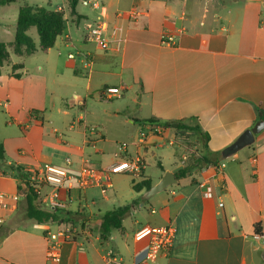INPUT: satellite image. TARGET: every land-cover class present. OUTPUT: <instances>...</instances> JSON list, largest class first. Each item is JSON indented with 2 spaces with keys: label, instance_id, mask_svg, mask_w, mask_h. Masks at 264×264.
<instances>
[{
  "label": "crops",
  "instance_id": "1",
  "mask_svg": "<svg viewBox=\"0 0 264 264\" xmlns=\"http://www.w3.org/2000/svg\"><path fill=\"white\" fill-rule=\"evenodd\" d=\"M228 3L79 0V18L65 21L53 48L41 52L43 69L30 72L11 62L8 72L1 71L0 143L6 165L24 169L48 164L76 176L83 165L105 168L137 157L140 174L129 178L121 206L146 191L134 192L132 182L149 179L152 186L166 171L188 164L186 145L165 125L181 120H195L208 135L204 148L186 131L208 164L136 206L130 215L133 229L122 224L102 241L96 230L75 228V238L60 243L57 262L47 260L45 236L66 225L28 219L24 199L0 228V264H107L105 256L114 253L122 264H264V248L253 238L264 223V132L219 168L221 152L264 120V0ZM92 10L94 24L100 18L120 31L119 48L112 45L105 51L87 39L90 28L85 30L84 23L91 20ZM131 10L138 15L128 17ZM14 29L4 43L13 42ZM162 35L172 36L173 44H162ZM14 64L23 66L14 72L20 74L17 79L12 76ZM105 87L120 88L121 96L103 99ZM149 119L158 123L142 122ZM122 145L125 149L120 150ZM91 150L101 156L100 162H89ZM152 166L159 176L147 173ZM202 181L212 188L210 198L198 187ZM110 184L117 198L111 179ZM96 190L107 203V194L97 187L58 190L64 210L76 214L72 227L84 222L97 227L109 211L94 200ZM0 192L20 193L13 172L0 169ZM166 225L175 228L173 246L147 260L148 239L136 241L135 233Z\"/></svg>",
  "mask_w": 264,
  "mask_h": 264
},
{
  "label": "built area",
  "instance_id": "2",
  "mask_svg": "<svg viewBox=\"0 0 264 264\" xmlns=\"http://www.w3.org/2000/svg\"><path fill=\"white\" fill-rule=\"evenodd\" d=\"M93 7L97 8L95 4ZM123 13H118V17H122ZM138 15L135 10L127 13V16L134 18ZM108 31L107 36L104 33ZM119 30L108 23L102 22L100 18L88 31L87 39L95 42L101 49L108 51L112 45L119 48L123 42V38L119 34ZM161 43L166 46L173 44V37L170 35H162ZM68 58H73L68 55ZM121 96V89L118 87H105L100 92V97L103 99H112ZM156 130V129H155ZM157 131V130H156ZM120 150L125 149V145L119 146ZM137 157L131 160L121 159L105 168H93L88 165H83L79 168L76 176L68 172L66 168H58L48 164H40L32 167L24 168V175L18 178V182L27 185V190L31 189L34 195L38 196L40 208L46 211L56 209L64 210L66 205L58 200L57 192L63 186L71 189L74 185L78 190L97 187L100 193L105 196L111 188V174H128L138 176L140 174V163ZM67 166L71 165L70 159H66ZM224 167V161L220 162L219 168ZM198 187L202 189V194L205 198L212 196V188L207 182L198 183ZM44 188H48V192H44ZM24 200L23 194L18 193L12 196H7L0 192V228L6 221V218L14 213L20 202ZM222 206V203H219ZM76 231L71 225H66L63 229L57 232H47L45 239L47 243L46 257L48 261L57 262L60 258V243L66 240H73ZM135 240L140 241L148 239L149 250L146 256L147 260H154L159 255L166 253L173 246L175 239V228L172 225L161 227H143L135 233ZM253 238L258 240L264 248V223L261 230L256 233ZM107 264H122V258L117 254H107L105 256Z\"/></svg>",
  "mask_w": 264,
  "mask_h": 264
},
{
  "label": "trees",
  "instance_id": "3",
  "mask_svg": "<svg viewBox=\"0 0 264 264\" xmlns=\"http://www.w3.org/2000/svg\"><path fill=\"white\" fill-rule=\"evenodd\" d=\"M21 1L23 0H0V7ZM78 2L79 0H67L70 16L79 18V14L76 10ZM64 17V13L61 10L48 9L42 6H21L18 9L15 18L13 42L11 43L13 54H17L18 56H30L35 52L46 53V51L53 48L56 39L62 34L65 28L66 20ZM31 28H35L36 30L38 35V45H35L33 40L27 35V31ZM8 47V43L6 44L4 42H0V75L2 67L9 62ZM22 68V64L12 65V76L16 79L19 78L20 74L16 75L14 72H17V70H21ZM142 122H148L149 124L158 123V121L153 119ZM165 125L167 126L168 123ZM175 130L192 132V134L201 142L202 146L206 148L208 135L201 132L195 120L178 121ZM263 132L264 130H262L259 134L257 133V135H260ZM2 147L3 146L0 143V169L4 172H13L18 178H21L24 175L23 168L17 165L14 166L13 164L6 165L4 163L5 155ZM206 164H208V161L202 154H200V152H197L196 157L188 161V164L175 174L176 179L183 178V176H187L194 169H199ZM158 167L161 168L160 165H158ZM27 187V185H23L18 182V189L20 193H22V190ZM150 187L151 181L149 179H144L137 183L132 182V190L134 192L148 190ZM22 194L26 203V217L28 219L38 224L62 223L65 225H72L75 222L76 214H72L66 210L56 209L53 211H45L41 209L39 198L33 194L31 189ZM142 203L144 204L145 202H142L140 198H136L128 204L114 207L103 213L100 216L96 227L99 239L105 241L110 237L112 231L121 230L123 220L133 213L136 206Z\"/></svg>",
  "mask_w": 264,
  "mask_h": 264
},
{
  "label": "rangeland",
  "instance_id": "4",
  "mask_svg": "<svg viewBox=\"0 0 264 264\" xmlns=\"http://www.w3.org/2000/svg\"><path fill=\"white\" fill-rule=\"evenodd\" d=\"M225 1H226V5H229L228 0H225ZM238 1L242 2L243 0H238ZM23 5H26L29 7L42 6V7L48 8V9L61 10L64 13L66 21H69V19L71 17L70 12H69V7L67 4V0H23L21 2H16V3H12L10 5H6V6L0 8V40L2 42L10 41L11 32H12L13 28L15 27V18H16L17 11ZM78 8H79V10H81V8H82L81 3L79 4ZM95 13L93 12V10H92V13L90 11L89 16H90L91 20L86 21L84 23L85 30H87V28H91L92 26H94L93 24H94V19H95ZM27 35L33 40L35 45H38V35L36 33L35 28H31L30 30H28ZM8 44H9V47H8L9 62L7 63V65L5 64L2 67V72L4 74L6 72H8V70L10 68L9 64H11V62L22 63L24 65V68L26 70H29L30 72H33L35 70V68H38V67L42 68L43 54L41 52H36L35 54L30 55V56L20 57L17 54L16 55L13 54L11 43H8ZM49 82H50V87H53L52 79H49ZM176 132H177V136L180 139V141L183 144H185L187 147L186 161H190L192 158L196 157V153L198 151L196 148L197 143L193 139V135L191 133H187L186 131H176ZM167 147H168V149L171 150L170 146L167 145ZM108 148L109 147H107V149ZM90 156H91V159H90L91 161H89V162H94V161L100 162V160H101V156L93 153L92 150L90 151ZM103 158H104V160L108 159L107 152H105V155ZM229 160H231V158L227 159V161H229ZM147 173L150 174L151 176H159L161 174L154 166L149 168L147 170ZM127 177L121 176L119 174H111L110 175L111 183L113 184L114 187L117 188V191H116L117 192L116 193L117 198H114V196L112 195V189H109L107 191V197L109 198V201L107 203H104L99 192H97V190H96L95 195H94L95 196L94 200L98 203L104 204L105 208L108 210H110L112 208V205L118 206V204H119L118 202H124V201H122V200H124L123 194L125 191L128 190L129 178H132L133 176L128 175ZM91 208L94 209V206H91ZM133 222H134V220H133L132 216H129L123 220L122 224H123L124 228L129 230V229L134 228ZM81 226L82 227L84 226L85 228H88L91 230L92 229L96 230V226L94 225V223H90V222H88V223L84 222L80 225L75 224V225H73V227H74L73 230L75 228H76V230H79V227H81ZM92 234L95 235L94 231Z\"/></svg>",
  "mask_w": 264,
  "mask_h": 264
},
{
  "label": "water",
  "instance_id": "5",
  "mask_svg": "<svg viewBox=\"0 0 264 264\" xmlns=\"http://www.w3.org/2000/svg\"><path fill=\"white\" fill-rule=\"evenodd\" d=\"M172 129H176L177 123H171L167 125ZM262 130H264V120H260L253 125L252 128L244 131L230 146H228L224 151L221 152L222 161L239 152L240 150L249 147L254 142V136L259 134ZM182 169V166L176 167L171 171H166L159 181L152 185L148 190L144 192V194L140 197L141 201H146L150 199L152 196L165 191L167 188L171 187L176 183L175 174Z\"/></svg>",
  "mask_w": 264,
  "mask_h": 264
}]
</instances>
